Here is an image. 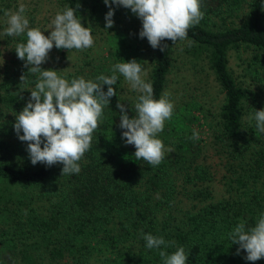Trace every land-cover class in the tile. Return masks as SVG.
Segmentation results:
<instances>
[{
    "label": "trees",
    "instance_id": "obj_1",
    "mask_svg": "<svg viewBox=\"0 0 264 264\" xmlns=\"http://www.w3.org/2000/svg\"><path fill=\"white\" fill-rule=\"evenodd\" d=\"M20 1L0 0L1 29L7 27L5 11L14 13ZM47 2L59 12L66 6L76 8L82 26L92 27L94 46L82 53L54 46L43 70L62 71L59 75L69 81H95L101 74L110 76L114 64L136 59L158 100L173 93L171 77L179 59L191 68L205 63L224 99L211 115L198 98L170 95L174 115L158 138L172 151L153 168L136 160L135 147L121 138L117 103L126 105L131 118L138 93L117 73V95L104 109V123L79 162L80 172L61 177L60 163L32 165L27 142L14 130L16 115L28 103L37 77L26 74L25 62L15 52L16 44L26 38L2 34L0 114L5 132L0 149L8 152L0 153V185L8 182L19 190L17 202L9 199L8 205L0 196V222L7 226L0 237V264H163L159 251L171 254L180 246L188 254L186 264H253L243 250L237 255L239 245H232L229 233L241 221L253 226L264 213V134L247 119L252 109L264 110L259 100L264 94V0H201L204 18L188 31L187 40L175 45L163 41L161 46H168L164 51L139 37L142 22L130 9L112 5L114 26L105 30L109 7L104 0ZM29 27L39 28L34 19ZM43 31L48 36L47 29ZM100 52L101 57H91ZM75 54L82 57L71 70ZM24 74L27 83H21ZM199 115L209 126L210 144L222 146L227 159L223 178L216 179V167L208 162ZM211 116L216 120L210 122ZM193 131L199 133L198 140L190 139ZM31 190L43 191L46 207L40 210L31 201L23 207L24 200H33ZM142 232L175 245L149 250ZM254 264H264V258Z\"/></svg>",
    "mask_w": 264,
    "mask_h": 264
},
{
    "label": "clouds",
    "instance_id": "obj_2",
    "mask_svg": "<svg viewBox=\"0 0 264 264\" xmlns=\"http://www.w3.org/2000/svg\"><path fill=\"white\" fill-rule=\"evenodd\" d=\"M104 3L109 7L105 30L114 26L112 5L130 9L142 22L139 37L147 38L153 49L160 48L161 51L168 47L167 44L161 46L165 40H170L173 45L187 40L188 31L198 25L205 15L201 10V0H104ZM25 11L24 4L14 13L5 11L8 20L2 34L26 38V42L16 44L15 52L17 58L25 62L26 74L37 77L30 99L16 115L13 126L18 139L27 142L26 150L32 165L43 163L51 167L60 163L63 165L61 177L80 172L79 162L90 150L98 126L104 123V109L117 95L113 86L117 83L118 73L131 90L138 93L133 106L135 115L131 118L126 105L117 103L119 127L124 130L121 138L126 145L135 147L136 160H143L153 168L158 167L166 153L172 151L158 138L166 121L174 115L175 105L170 94L164 93L158 100L154 99V86L146 82L147 71L136 59L114 64L110 76L101 74L95 81L84 77L69 81L59 75L62 71L43 70L41 65L48 61L54 46L68 51L93 47L92 27L82 26L76 8L66 6L57 12L49 25L50 35L45 36L41 29L29 27ZM26 74L20 77L21 83L28 82ZM252 110L253 114L247 119L255 121L258 134H264V110ZM21 132L23 135H20ZM190 139L198 140L199 133L193 131ZM141 236L149 250L175 245V241H166L152 234L142 232ZM229 238L232 245H239L237 255L241 250L246 252L247 261L254 264L264 258V213L258 216L253 226L244 221L238 223L229 233ZM159 256L163 264H186L188 260L182 246L171 254L161 250Z\"/></svg>",
    "mask_w": 264,
    "mask_h": 264
},
{
    "label": "rangeland",
    "instance_id": "obj_3",
    "mask_svg": "<svg viewBox=\"0 0 264 264\" xmlns=\"http://www.w3.org/2000/svg\"><path fill=\"white\" fill-rule=\"evenodd\" d=\"M48 1V0H47ZM46 0H21L20 5L24 4L26 6V11L24 15L26 18L30 21L34 19V26L39 27L42 31L47 29L49 30V25L51 24V21L54 19L55 15L58 10H56L54 7L50 6ZM60 7V5H59ZM19 8V7H18ZM53 13V14H52ZM54 15V16H53ZM50 21V22H49ZM3 22V21H2ZM7 23V20L5 21ZM49 22V23H48ZM32 24V23H31ZM0 25H3V23ZM139 24H137L138 27ZM1 27V26H0ZM139 30H142V27H138ZM3 29L0 28V47L2 46L4 39L2 36ZM50 35V31L47 33ZM100 48V47H98ZM84 52H88V50H83ZM101 51V50H100ZM82 53V51H81ZM102 52L100 53H94L91 54V57L99 56L101 57ZM103 54V53H102ZM106 55V54H105ZM82 56L79 54H75L70 63H69V69L75 70L77 66L79 65V59ZM235 70L239 71L240 69L237 67V62H234ZM247 80L246 78H243ZM171 91H173L172 94H170L173 97H178L181 99H191L193 97L198 98L206 103V105L211 109V115L212 110L215 113V111L219 110L224 95L221 92V89L215 83L213 75L211 71L207 69V65L205 63H202L197 66V68H191L187 61H181L179 59V62H177V65L174 69L173 75L171 77ZM260 101H264V94L261 95L259 98ZM0 108L3 107V104H0ZM200 121H199V131L200 136L204 140V144H206V154L209 158L208 162L211 163L216 167L217 170V176L216 179H219L220 177L223 178V176L226 173V168L223 166L227 162V159H224L222 155V146L221 149L217 148L215 145H211L212 134L210 132L209 126L205 123V119L203 115H199ZM4 117L2 114H0V143L2 136L4 135L5 128L2 127L4 124ZM215 121L216 118L211 116L210 122ZM221 153V157H219V153ZM7 150H1L0 153L7 154ZM227 174H229L227 172ZM215 184L219 186L221 183H218L215 181ZM19 190V187H11L8 186V182L3 183L0 185V196L3 197V203L8 205V200L11 199L15 202H17V194L16 191ZM216 191H219L217 189ZM33 192V200L26 199L24 200V208H26L27 203L30 201L33 202V204L41 210L42 207H46V201L45 198H43L42 192L38 190H31L30 193ZM223 194V193H222ZM220 196V195H218ZM28 207V206H27ZM7 226L4 224V222H0V237L2 236L3 232H7Z\"/></svg>",
    "mask_w": 264,
    "mask_h": 264
}]
</instances>
